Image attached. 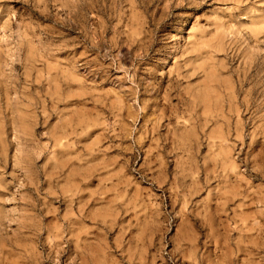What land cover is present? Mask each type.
Masks as SVG:
<instances>
[{
	"label": "rangeland",
	"instance_id": "rangeland-1",
	"mask_svg": "<svg viewBox=\"0 0 264 264\" xmlns=\"http://www.w3.org/2000/svg\"><path fill=\"white\" fill-rule=\"evenodd\" d=\"M0 264H264V0H0Z\"/></svg>",
	"mask_w": 264,
	"mask_h": 264
},
{
	"label": "bare ground",
	"instance_id": "bare-ground-1",
	"mask_svg": "<svg viewBox=\"0 0 264 264\" xmlns=\"http://www.w3.org/2000/svg\"><path fill=\"white\" fill-rule=\"evenodd\" d=\"M157 2H159V0H157Z\"/></svg>",
	"mask_w": 264,
	"mask_h": 264
}]
</instances>
